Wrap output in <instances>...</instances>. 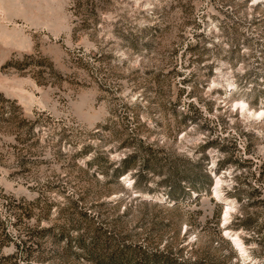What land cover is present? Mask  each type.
Returning <instances> with one entry per match:
<instances>
[{"label": "rangeland", "instance_id": "rangeland-1", "mask_svg": "<svg viewBox=\"0 0 264 264\" xmlns=\"http://www.w3.org/2000/svg\"><path fill=\"white\" fill-rule=\"evenodd\" d=\"M0 264H264V0H0Z\"/></svg>", "mask_w": 264, "mask_h": 264}, {"label": "trees", "instance_id": "trees-1", "mask_svg": "<svg viewBox=\"0 0 264 264\" xmlns=\"http://www.w3.org/2000/svg\"><path fill=\"white\" fill-rule=\"evenodd\" d=\"M131 160H132V156H129L128 158H126L125 160H123V162H121L118 165V167H117V169L115 171V174L117 176H119L120 174L126 173L129 170V167H130V164L129 163H130ZM136 184H137V182L135 181L134 184H133V186L136 187Z\"/></svg>", "mask_w": 264, "mask_h": 264}, {"label": "bare ground", "instance_id": "bare-ground-1", "mask_svg": "<svg viewBox=\"0 0 264 264\" xmlns=\"http://www.w3.org/2000/svg\"><path fill=\"white\" fill-rule=\"evenodd\" d=\"M240 109L243 111V112H247V116H249V117H260L262 114H263V112L261 111V112H256V113H254V114H252V113H250L249 111H247V106L244 104V103H240ZM231 240H232V243H233V245L236 247V248H239V244H238V241H237V239L236 238H231Z\"/></svg>", "mask_w": 264, "mask_h": 264}, {"label": "built area", "instance_id": "built-area-1", "mask_svg": "<svg viewBox=\"0 0 264 264\" xmlns=\"http://www.w3.org/2000/svg\"><path fill=\"white\" fill-rule=\"evenodd\" d=\"M230 240V239H229ZM231 241V240H230ZM232 245H233V243H232ZM234 247V246H233ZM235 248V247H234ZM236 249V248H235ZM238 250V249H237Z\"/></svg>", "mask_w": 264, "mask_h": 264}]
</instances>
